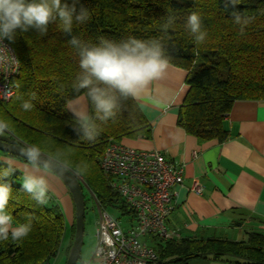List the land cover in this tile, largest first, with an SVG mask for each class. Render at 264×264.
<instances>
[{
	"label": "trees",
	"instance_id": "obj_1",
	"mask_svg": "<svg viewBox=\"0 0 264 264\" xmlns=\"http://www.w3.org/2000/svg\"><path fill=\"white\" fill-rule=\"evenodd\" d=\"M62 2L71 4L72 0ZM81 5L88 9L90 18L83 24L74 22L72 35L83 41L97 43L100 36L116 41L128 37L162 39L170 63L187 70L188 88L176 123L188 134L201 140L225 141L230 136L225 116L233 103L264 100V0H241L237 5L253 18L243 34L230 10H225L223 0H79L77 9ZM192 12L200 14L207 32L201 44L185 27ZM170 15L174 21L165 35L161 25ZM68 39L57 24H50L43 36L33 29L23 33L17 30L14 42L5 39L19 59L20 73L14 79L15 94L8 102H0V120L8 122L9 132L27 145H39L46 153L63 152L73 164L86 162L88 170L80 177L92 198L104 208L130 214L111 188L110 177L102 171L99 158L112 141L148 137L150 123L136 100L129 98L121 102L115 119L97 121L100 135L95 142L78 137L73 129L74 118L63 107L80 71L79 58ZM32 93L36 96L32 100L34 108L24 111L17 97L28 100ZM7 166L0 161V168ZM22 178L18 169L9 178L12 193L7 211L13 224L30 223L31 231L20 242L0 241V264H56L66 230L61 206L50 193L48 202L38 205L31 194L23 191ZM74 232L75 223L65 258ZM148 240L159 253L160 264H188V260L198 256L264 264V234L259 232L245 231L240 240L176 237L161 241L153 236ZM78 261L85 262L81 256Z\"/></svg>",
	"mask_w": 264,
	"mask_h": 264
},
{
	"label": "crops",
	"instance_id": "obj_2",
	"mask_svg": "<svg viewBox=\"0 0 264 264\" xmlns=\"http://www.w3.org/2000/svg\"><path fill=\"white\" fill-rule=\"evenodd\" d=\"M186 75L187 70L170 63L164 78L135 98L150 123V135L121 141L134 148L158 149L166 159L183 166V180L166 218L168 229L177 231L178 237L240 240L245 231L264 234L260 232L264 231V100H236L225 116L230 136L222 142L201 140L176 123L188 88ZM5 156L0 159L29 170L26 162ZM46 179L50 196L60 201L65 223L71 227L74 218L68 188L52 172ZM194 179L202 186L200 193L190 190ZM68 244L69 234L58 259L62 253L65 256ZM95 263L93 258L84 262ZM188 264L241 263L198 256Z\"/></svg>",
	"mask_w": 264,
	"mask_h": 264
},
{
	"label": "clouds",
	"instance_id": "obj_3",
	"mask_svg": "<svg viewBox=\"0 0 264 264\" xmlns=\"http://www.w3.org/2000/svg\"><path fill=\"white\" fill-rule=\"evenodd\" d=\"M79 0L72 3L62 0H0V64L7 62L4 45L5 39L14 42L17 30L21 33L33 29L40 36L46 35L50 24H57L59 31L67 34V40L79 58V73L72 83V95L65 99L64 109L72 113L73 129L78 137L95 142L100 135L97 121L106 123L115 119L121 102L129 98H138L152 82L164 78L169 68L170 59L161 38L147 40L128 37L119 41L97 38V43H89L72 35L73 23L83 24L90 18L86 7L77 9ZM241 0H223L225 10H230L233 22L244 28L251 23L252 17L242 13L237 5ZM174 21L168 16L161 25L167 34ZM185 27L197 44L205 41L207 32L203 28L199 13L192 12L187 16ZM18 86V85H17ZM2 95H7L4 90ZM21 99V108L31 111L32 100ZM10 125L0 120V136L9 132ZM19 154L26 161L29 170L22 180L23 191L31 194L38 205L48 202L49 183L46 174L49 172L63 176L71 172L80 176L87 172L86 162L73 164L65 153L57 151L46 153L39 145L28 144L19 149ZM0 168V241H22L31 231L30 223H19L13 226V217L7 211L12 193L9 178L17 169L9 162Z\"/></svg>",
	"mask_w": 264,
	"mask_h": 264
},
{
	"label": "built area",
	"instance_id": "obj_4",
	"mask_svg": "<svg viewBox=\"0 0 264 264\" xmlns=\"http://www.w3.org/2000/svg\"><path fill=\"white\" fill-rule=\"evenodd\" d=\"M3 43L7 62L0 64V93L7 90V95L0 94V102H8L16 91L14 79L20 73V62L13 47L6 40ZM99 163L130 214L123 227L118 218L97 205L92 258L97 264H160L159 253L148 238L165 241L179 236L168 229L166 218L183 180V166L166 159L158 149L134 148L119 141L106 146ZM190 190L200 193L202 186L194 179Z\"/></svg>",
	"mask_w": 264,
	"mask_h": 264
},
{
	"label": "water",
	"instance_id": "obj_5",
	"mask_svg": "<svg viewBox=\"0 0 264 264\" xmlns=\"http://www.w3.org/2000/svg\"><path fill=\"white\" fill-rule=\"evenodd\" d=\"M25 145L27 144L20 141L10 132L0 136V151H3L10 156L15 155L23 158L19 154V149ZM58 176L68 188L75 208L74 238L64 264H77L83 245L85 204L82 187L85 183L80 176H74L71 172L66 173L63 176Z\"/></svg>",
	"mask_w": 264,
	"mask_h": 264
},
{
	"label": "rangeland",
	"instance_id": "obj_6",
	"mask_svg": "<svg viewBox=\"0 0 264 264\" xmlns=\"http://www.w3.org/2000/svg\"><path fill=\"white\" fill-rule=\"evenodd\" d=\"M131 139H135V138H131ZM121 140H120V142L122 144H124L123 141H121ZM2 154L3 153L1 152L0 155H2ZM5 157H8V158L12 159L13 157L15 158L16 156L15 155L10 156V155L6 154ZM0 161H2L4 163L6 162V160H2V159H0ZM14 167L16 169H18L22 173V175L25 174V172L22 171L19 167H16V166H14ZM55 175L58 176L57 174H55ZM22 180H23V178L20 181L21 184H22ZM84 185H83L82 191L84 192V201H85L86 210H85V215H84L83 245H82L81 255L80 256H81V260L87 261V260L92 259V253H93V251H94V249L96 247V243H97V237H96V231L95 230H96L97 220H98V217H99V211H98L97 205H100V204L97 202V200L95 198H92L90 191L87 189V186L86 185L84 186ZM71 201H72V199H71ZM58 203H60V201H58ZM72 210H73L72 211V219L74 218L73 221H72V224H73L74 221H75V208H74L73 201H72ZM106 210L112 216L118 218L120 220V222H122V226L123 227L126 226V221H125L126 220V215H123L119 210L112 209V208L110 209V207L109 208L106 207ZM72 224H71V226H72ZM65 229L66 230H65V233H64V236H63L62 248H63V246H64V244L66 242V236L68 234H70L71 227H69V225L66 224V228ZM260 232L264 233V231H260ZM59 252H61V250ZM65 261H66V258L64 256V253H62V256L60 257V259L57 261L56 264H64ZM77 264H80V261H78Z\"/></svg>",
	"mask_w": 264,
	"mask_h": 264
}]
</instances>
